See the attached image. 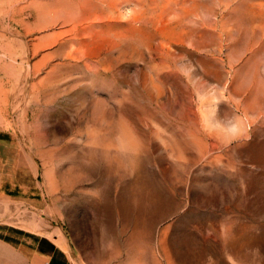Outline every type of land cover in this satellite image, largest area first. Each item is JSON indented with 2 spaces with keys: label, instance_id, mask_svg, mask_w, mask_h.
I'll list each match as a JSON object with an SVG mask.
<instances>
[{
  "label": "rangeland",
  "instance_id": "rangeland-1",
  "mask_svg": "<svg viewBox=\"0 0 264 264\" xmlns=\"http://www.w3.org/2000/svg\"><path fill=\"white\" fill-rule=\"evenodd\" d=\"M264 264V0H0V264Z\"/></svg>",
  "mask_w": 264,
  "mask_h": 264
},
{
  "label": "crops",
  "instance_id": "crops-1",
  "mask_svg": "<svg viewBox=\"0 0 264 264\" xmlns=\"http://www.w3.org/2000/svg\"><path fill=\"white\" fill-rule=\"evenodd\" d=\"M4 236L12 243L21 240L29 245L32 244L29 250L33 264H78L68 244L60 238L55 239L37 234L30 237L18 229H11Z\"/></svg>",
  "mask_w": 264,
  "mask_h": 264
}]
</instances>
